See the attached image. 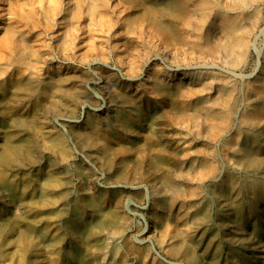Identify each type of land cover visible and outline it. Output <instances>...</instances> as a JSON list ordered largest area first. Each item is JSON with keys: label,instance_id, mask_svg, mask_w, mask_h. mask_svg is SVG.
<instances>
[{"label": "rangeland", "instance_id": "1", "mask_svg": "<svg viewBox=\"0 0 264 264\" xmlns=\"http://www.w3.org/2000/svg\"><path fill=\"white\" fill-rule=\"evenodd\" d=\"M79 2L0 0V151L12 160L16 148L25 151L36 167L0 165V264H188L186 249L197 264H264V137L253 146L255 163L247 170L231 158L242 134L226 148L231 127L212 132L217 115L184 112L178 100L181 87L192 92V107L224 76L230 84L250 76L253 49L240 64L242 47L225 29L217 32L225 36L220 47L204 45L215 14L186 25L187 8L174 21L181 39L149 38L161 50L148 47L146 55L129 33L132 15L117 22L124 32L115 35L98 28L92 10L80 9ZM206 6L194 10L196 19ZM258 7L259 29L248 41L264 52V4ZM250 10L238 9L240 38ZM101 16L116 23L106 12ZM205 56L215 63L206 81L179 80L187 68L204 71L195 61ZM73 90H80L74 104ZM214 95L207 98L211 104ZM133 104L155 110L161 135L132 112ZM145 151L166 164L129 158ZM107 161L129 179L110 174ZM155 188L160 195L153 197ZM71 221L77 231L81 222L94 234L73 238Z\"/></svg>", "mask_w": 264, "mask_h": 264}, {"label": "bare ground", "instance_id": "2", "mask_svg": "<svg viewBox=\"0 0 264 264\" xmlns=\"http://www.w3.org/2000/svg\"><path fill=\"white\" fill-rule=\"evenodd\" d=\"M205 4H210V6H206L203 12H201V20L196 19L199 17L195 14L197 11L194 10H199V5L201 6ZM263 4L264 0H93L92 5L90 6L87 0H80L78 7L82 10H86L87 12L92 10L94 13L93 15L95 25L100 29H102L103 26H106L108 30L115 35L124 32L123 29H119L118 26H116L118 24L117 22L123 25V23L126 22V17L129 14L132 15V26L129 28V33L136 37L141 49L146 55L148 54V47H154L157 49V51L161 50L158 45L159 42L158 44H156V41L154 40L149 42V38H157V36L162 35L163 37L167 36L174 38V41L181 39V36H177L178 33L176 32L174 21L183 17L187 11V8L190 9L192 13L190 12L191 14L186 17V25H196L197 23L199 25L203 24L204 21L210 17V12H214L215 14L214 20H209L207 22L208 25L205 30V35L203 37L204 39H201L204 45H210L212 43V45H210L212 48L220 47V42L224 40L225 36L231 33V35H234L235 44L239 47H242L241 51L238 53V62L240 64L245 63L247 60L245 58L248 56L250 48H252L256 59L253 61V73L248 76L253 78L249 84L244 82V78L248 77L242 76V80L239 83L230 84L229 81H226V79H230V77H228V75L224 76V82H221V84L218 85L216 91L212 90L213 92L206 93L209 94V96L211 94H216L214 95L212 104L207 100L209 96L202 94L203 96L201 98L195 99L196 103L191 107L189 103L193 98L191 95L192 92L186 87H181V92L178 96V100L184 106V112L189 111L192 114H199L200 112L205 111L206 113H211L218 116V123L212 128V132L217 133L219 131H226L231 127L232 133L225 143L226 148H232L236 146L238 144L235 143L236 138L238 139V137H240L239 135L242 134L241 140L239 142L240 146L232 153L231 158L235 164L244 165L248 170V168L255 163L253 162L254 158L252 159V148L260 141V139H262V137H264V79L262 77L263 73L261 70V66H264V52L260 47H257L255 44L248 41L249 37L255 32L257 33L256 30L259 29L258 25L261 21V10L258 6ZM213 6L215 7L211 9ZM244 7L245 9L251 10L248 12V14H246L248 25L244 34L240 38L239 35H236V33L240 30L238 28V24L241 22L242 18L240 15H238V9H243ZM102 12L110 14L116 19H113L116 23L113 24L111 22L107 23V21H104L101 16ZM220 29L222 32L225 29L224 37L222 33H217L220 31ZM227 30H229V32ZM116 39L118 38L116 37ZM113 49L118 51L119 45H115ZM187 58L182 59V61H185L187 64H189L191 60ZM212 58L213 56H205L199 60H196L195 63H198L196 68L204 69V71H199L195 74L188 73L186 71H192L193 69L187 68L185 69V72L181 74L183 79L179 80L192 79V77L199 76V83L206 81L207 77L210 76L208 72V70H210L209 68L215 65ZM220 61L221 63L226 62L222 59ZM236 61L234 59V61L231 62L233 64L236 63ZM174 62H178V59H175ZM146 63H148V61ZM162 73L166 77L172 76L170 71H163ZM232 74L235 75V73ZM62 79L66 80L67 78L62 77ZM207 88L208 87L205 85L200 91L206 90ZM78 93H80V90L72 91L71 101L73 104L76 103L75 99ZM253 95L256 96V100H253ZM253 104H256L257 106L254 107ZM248 107H252L254 109L251 110L249 114L244 113L243 111L240 113L241 110ZM176 108L177 105L174 103L172 110H175ZM130 109L137 117H143V121L149 123L154 131H158L160 135L162 134V126L159 122L160 117L156 115L155 110L149 107H142L137 104L130 105ZM238 121L240 122V126H238ZM76 136L81 142V134H77ZM157 147L162 152V154H167V149L163 144L161 145L158 143ZM14 152L16 153L15 157H17V160H12L7 155V153L0 151V165L11 168L12 170H30L36 168L35 159L31 154H28L25 151L22 152L18 150V148H16ZM129 158L140 159L141 162H144L148 165H152L154 162H156L157 165L166 164L164 157L154 160L146 151L138 156L129 155ZM105 166L110 174H115L119 179H129L130 175L128 173L119 170L114 171L115 166L113 162L107 161L105 162ZM226 179L229 181V174L226 175ZM158 195H160V190L158 188L153 189L152 196L156 197ZM76 215L78 216V214ZM67 225L72 231L73 238L91 237L94 234L90 228L88 229V226L85 223L79 222L78 226L81 227L79 231H77L78 229L75 228L77 227V222H67ZM183 255L188 264H197L194 255L187 252V249L186 252L183 251Z\"/></svg>", "mask_w": 264, "mask_h": 264}]
</instances>
